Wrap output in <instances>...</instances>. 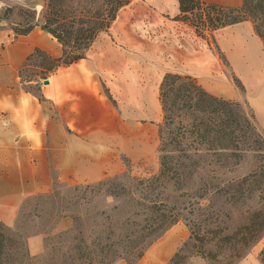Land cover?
Segmentation results:
<instances>
[{
    "label": "rangeland",
    "instance_id": "obj_1",
    "mask_svg": "<svg viewBox=\"0 0 264 264\" xmlns=\"http://www.w3.org/2000/svg\"><path fill=\"white\" fill-rule=\"evenodd\" d=\"M1 1L0 32L8 31V36L18 39L23 35H16L14 30L21 32L29 25L34 26L29 33L42 30L35 23H39L45 0ZM148 14L147 7L140 0H131L120 9L110 28L96 38L91 51H88V54H92L105 45H121L118 48L121 55H116L121 61H130H124L128 64L125 65V76L114 82L111 80L112 83L104 79L106 101L112 104L119 121L115 119V123L111 125L112 121L106 118V127L114 131L105 135L106 148L96 149V143L90 138L82 149L89 162L99 158L109 167L106 175L99 180L120 174L146 178L158 173V128L162 123L158 93L159 84L166 73L190 75L214 95L238 101L252 114L256 128L264 133V48L255 35L251 22H238L247 28H235L232 32L228 28L206 32L203 38L195 33L193 27L177 20L179 25L169 29L167 34L170 35L161 38L156 36L155 40L150 35L157 31L150 29L151 17ZM173 34L178 43L184 42L194 50L195 58L203 62L190 68L186 53L184 56L182 51L168 53L172 51V47L167 45L173 43ZM5 44H2V49ZM146 48L152 49L153 56L156 60L158 58L157 61L153 59L151 66L145 59ZM34 50L26 56L21 66L15 70L9 69L8 76L10 88L20 86L38 97L40 89L45 87L42 81L53 74L46 72L51 61L44 54L57 56L42 49L43 55ZM170 55L175 56L176 61L170 63ZM255 165L256 162L249 153L238 162L233 159L218 161L216 157L205 156L200 162L201 168L190 181L180 187L168 183L160 188L163 201L178 207V221L147 240L142 245L143 250L139 247L119 249V256L113 264H142L148 251L172 231L181 235V239L176 245L172 242L176 243L175 240L167 239L168 243L163 249L166 252L164 256L167 255L168 259L159 262L160 264H168L175 254L180 257L178 264H261L259 252L264 246V187L258 189L253 183L249 187L251 190L240 199L229 193L223 196L212 194L213 186L235 182L254 170ZM51 177L47 191L25 197L16 221L11 226L0 222V230L14 240L22 241L29 257L43 255L48 244L54 242L60 231L72 227L70 218L63 219L59 216L73 214L83 217L85 212L93 214L105 209L117 223L125 218V208L116 213L109 211L116 204L110 197H95L91 202L82 199L69 202L76 193L73 186L93 184L99 180H59L54 170ZM58 207L61 208L60 211H57ZM259 226L262 228L259 237L245 245L249 241L250 229ZM35 235L42 238V250L38 254H31L27 239ZM114 239H123L122 231H116ZM140 251L141 255L138 257Z\"/></svg>",
    "mask_w": 264,
    "mask_h": 264
},
{
    "label": "trees",
    "instance_id": "obj_2",
    "mask_svg": "<svg viewBox=\"0 0 264 264\" xmlns=\"http://www.w3.org/2000/svg\"><path fill=\"white\" fill-rule=\"evenodd\" d=\"M131 0H45L40 12V28L52 35L61 45V54L51 57L47 73L69 66L86 58L93 42L106 32L121 8ZM176 20L194 28L205 37L206 32L249 20L264 48V0H242L238 7H227L204 0H178ZM15 31L26 35L32 29ZM34 51L41 53L40 49ZM46 77V76H44ZM162 123L158 128L159 170L146 178L115 175L93 184L75 185L69 202L82 199L91 202L95 197L112 198L109 211L125 208V218L117 223L105 210L93 214L63 215L71 219L72 227L60 231L43 255L29 257L24 243L14 240L0 230V264H113L119 249L143 250V244L178 221L179 209L161 198L160 188L170 183L180 187L190 181L205 156L218 161L243 159L250 154L255 169L235 182L213 186L212 194H231L240 199L255 183L264 187V133L256 128L252 114L241 103L207 91L195 77L166 73L159 84ZM73 200V201H71ZM61 208H57L60 211ZM259 225V224H258ZM262 228L250 229L249 241L256 240ZM122 231L123 239H114ZM140 253L137 254L139 257ZM179 256L168 264H178ZM264 264V246L259 252ZM19 261V262H18Z\"/></svg>",
    "mask_w": 264,
    "mask_h": 264
},
{
    "label": "crops",
    "instance_id": "obj_3",
    "mask_svg": "<svg viewBox=\"0 0 264 264\" xmlns=\"http://www.w3.org/2000/svg\"><path fill=\"white\" fill-rule=\"evenodd\" d=\"M140 1L149 11L150 29L157 31L150 35L155 40L156 36L161 38L170 35L167 34L170 28L178 27L175 19L179 13L178 0ZM206 2L227 7L242 4V0ZM241 27L247 28L238 23L222 28L232 29V32ZM8 34V31L0 32V222L11 226L28 194L49 189L53 170L59 180L73 182L99 180L109 171L103 159L96 158L89 162L82 149L90 138L96 143V149L106 148L105 135L114 132L106 127V118L113 125L117 117L112 104L106 101L104 79L112 83L125 76L124 69L128 64L124 61H130H121L116 55H121L118 49L121 45H105L86 58L59 67L36 97L20 86L9 87V69L15 70L21 66L35 48L58 56L61 46L55 38L40 29L18 39ZM171 36L173 43L167 46L172 47V51L168 53L182 51V56L186 53L190 68L203 62L195 58L194 50L184 42L178 43L176 35ZM3 43H6L4 49ZM151 51L147 48L144 50L150 66L153 59L156 60ZM174 57L170 55L168 61H176ZM166 235L164 240L148 251L142 264H160L168 259L167 255L164 256L166 252L163 246H166L169 238L176 241H172L174 245L178 244L181 235L173 231ZM41 243L39 235L28 237V251L31 254L40 253Z\"/></svg>",
    "mask_w": 264,
    "mask_h": 264
},
{
    "label": "water",
    "instance_id": "obj_4",
    "mask_svg": "<svg viewBox=\"0 0 264 264\" xmlns=\"http://www.w3.org/2000/svg\"><path fill=\"white\" fill-rule=\"evenodd\" d=\"M49 80L48 79H45L42 81L43 84H48Z\"/></svg>",
    "mask_w": 264,
    "mask_h": 264
},
{
    "label": "built area",
    "instance_id": "obj_5",
    "mask_svg": "<svg viewBox=\"0 0 264 264\" xmlns=\"http://www.w3.org/2000/svg\"><path fill=\"white\" fill-rule=\"evenodd\" d=\"M3 6V2L0 0V9L2 8Z\"/></svg>",
    "mask_w": 264,
    "mask_h": 264
}]
</instances>
